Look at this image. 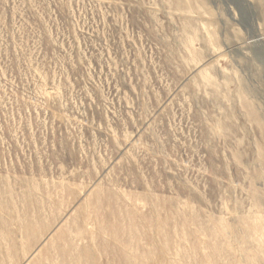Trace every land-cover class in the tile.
I'll use <instances>...</instances> for the list:
<instances>
[{
  "label": "rangeland",
  "instance_id": "374dc122",
  "mask_svg": "<svg viewBox=\"0 0 264 264\" xmlns=\"http://www.w3.org/2000/svg\"><path fill=\"white\" fill-rule=\"evenodd\" d=\"M246 1L0 0V264H264Z\"/></svg>",
  "mask_w": 264,
  "mask_h": 264
},
{
  "label": "bare ground",
  "instance_id": "6f19581e",
  "mask_svg": "<svg viewBox=\"0 0 264 264\" xmlns=\"http://www.w3.org/2000/svg\"><path fill=\"white\" fill-rule=\"evenodd\" d=\"M243 1H244V3H245V2L247 3V1H246V0H243ZM254 36H255V37H254L255 39H253V40H254V41H258V39H259V38H258V35H257V34H255Z\"/></svg>",
  "mask_w": 264,
  "mask_h": 264
}]
</instances>
